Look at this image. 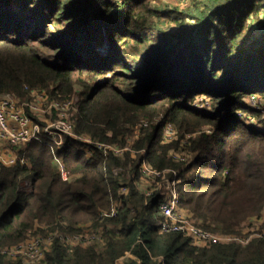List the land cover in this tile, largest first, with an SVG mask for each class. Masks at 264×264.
I'll use <instances>...</instances> for the list:
<instances>
[{
  "label": "trees",
  "instance_id": "1",
  "mask_svg": "<svg viewBox=\"0 0 264 264\" xmlns=\"http://www.w3.org/2000/svg\"><path fill=\"white\" fill-rule=\"evenodd\" d=\"M254 26L262 33L251 42ZM77 87L73 134L56 149L69 179L37 141L14 147L15 164L0 163V264H21L1 247L35 224L77 233L88 220L108 229L105 247L56 238L46 264H264L263 238L200 246L161 232L163 188L140 187L146 161L177 175L179 209L205 228L238 234L262 217L264 130L245 118L259 114L247 96L264 98V0H0V93L61 97ZM199 96L203 107L189 104ZM162 116L176 139L162 137ZM85 137L130 148L88 157Z\"/></svg>",
  "mask_w": 264,
  "mask_h": 264
},
{
  "label": "built area",
  "instance_id": "2",
  "mask_svg": "<svg viewBox=\"0 0 264 264\" xmlns=\"http://www.w3.org/2000/svg\"><path fill=\"white\" fill-rule=\"evenodd\" d=\"M76 103V97L53 98L43 89H33L31 97L26 101L15 94L0 93V163L9 165L19 159L17 151L12 148L13 144L38 140L47 143L52 148L56 161L61 165L63 179H69V171L56 155V147L62 143L65 134L73 133L74 123L71 115L77 108ZM249 103L253 109L259 112V116L250 115V121L258 124V128L264 130V98L253 93L249 98ZM144 124L147 125L148 121H144ZM163 134L167 138H173L176 135V129L171 123H167ZM88 141L90 140L88 139ZM97 145L105 154L111 150L115 154L122 155L130 148L129 146L121 147L102 142H98ZM87 153L93 155L95 150L87 149ZM175 156L180 158L179 155ZM140 169L145 175H154L155 178L165 174V172L152 169L146 161L142 162ZM123 171V167L115 169L116 173ZM176 183L177 175L172 179L168 178L163 187L164 197L161 200L160 209L164 214V219L157 223L161 232H181L191 237L193 242L200 246L225 243L245 245L255 238L264 239V227L260 229V226H246L243 232L238 234L214 232L200 226L193 219L179 212V193L176 189ZM125 191L126 188H122L121 194ZM121 205L122 203L118 200L112 214H115ZM108 215L110 214L103 210L100 213V218L104 219ZM44 227L48 228L49 224L44 225ZM107 230L104 227L94 229L90 226L89 229L77 233H67L60 230L47 233L40 232L30 240L26 239L12 246L1 247V252L8 259L17 260L21 264H46V255L56 238L70 245L98 244L100 248H104L107 243Z\"/></svg>",
  "mask_w": 264,
  "mask_h": 264
},
{
  "label": "rangeland",
  "instance_id": "3",
  "mask_svg": "<svg viewBox=\"0 0 264 264\" xmlns=\"http://www.w3.org/2000/svg\"><path fill=\"white\" fill-rule=\"evenodd\" d=\"M261 33H262V27L261 26H254L253 28H252V30H251V32H250V38H249V40L252 42V41H254V40H256L258 37H259V35H261ZM108 44H104V45H102L100 48L101 49H105V47L107 46ZM80 88L79 87H77V93L75 92V94L74 95H71V97H76L77 98V101L79 100V97H80V94H79V92H80ZM64 96V95H63ZM247 97H250V96H247ZM23 101H26V100H29V98H27V99H23V98H21ZM204 99L203 98H197V99H195V100H190L189 101V104H191V105H193V106H195V107H203L204 106V101H203ZM206 101H210V99H206ZM247 103L248 104H250L249 103V98L247 99ZM240 112H242V111H240ZM240 115H242V114H240ZM244 115H246L244 112H243V115L242 116H244ZM245 117V116H244ZM249 118V117H248ZM245 120L247 121V123L249 124V125H252V127H259V125L258 124H254V123H252L251 121H250V118L249 119H246L245 118ZM161 123H162V128H161V134H162V137L164 138L165 136H164V134H163V130H164V128H165V125L167 124V123H171L173 126H174V128L176 129V135L173 137V138H167V137H165L164 139L165 140H168V141H171V140H173V139H176L177 137H178V128L176 127V125L173 123V122H171V121H169V120H167L164 116H162V118H161ZM136 137H137V133H135L134 134ZM85 139L87 140V137H85ZM85 140V141H86ZM24 144H26V143H24ZM24 144H21V145H16V146H12V148L13 149H15L14 147H21L22 145H24ZM174 156L175 155H179L180 156V158L182 157L183 159H180V158H178V159H180V160H185V161H192L193 160V157H194V155L193 154H191V153H189V152H184V151H179V152H177V153H174L173 154ZM176 157V156H175ZM167 173H169V171H167L166 170V172H165V174L163 175V176H161V179H157V178H155V176L154 175H143V178H142V180H141V184H140V187L142 188V189H144V188H146V187H151V186H154V185H156V188H163L164 186H165V183H167V179H168V175H167ZM176 173H178L177 171H176ZM167 178V179H166ZM166 179V180H165ZM171 179V178H170ZM177 183H178V180H177ZM177 183H176V185H177ZM167 187V186H166ZM176 189H177V186H176ZM178 210H179V212H181V213H183L185 216H188V217H190L191 219H193L194 221H197L196 220V218H195V216L189 211V210H187V209H184V208H180L179 209V207H178ZM264 212V211H263ZM263 215H264V213H263ZM262 215V217L261 218H259V219H256L255 221H254V219L253 220H251V221H246V222H244L243 224H242V228L244 229V227H246V226H260V229L261 228H263L264 227V216ZM197 222H199V221H197ZM92 221H84V222H82L81 224H82V226H81V228L82 229H84V230H87V229H89L90 228V226L91 227H97V225H93L94 223H92ZM200 223V222H199ZM47 223H37V224H35V226H34V228L33 229H31L29 232H28V238H27V240H30V239H32L35 235H37V234H39L40 232H43V233H47V232H49V229H50V226L48 227V228H45L44 227V225H46Z\"/></svg>",
  "mask_w": 264,
  "mask_h": 264
},
{
  "label": "bare ground",
  "instance_id": "4",
  "mask_svg": "<svg viewBox=\"0 0 264 264\" xmlns=\"http://www.w3.org/2000/svg\"><path fill=\"white\" fill-rule=\"evenodd\" d=\"M106 44H108V43H106ZM109 45V44H108ZM107 45V46H108ZM253 94V93H252ZM63 97V95L61 96V97H53V98H58V99H60V98H62ZM200 98L202 97V96H199ZM249 98V97H248ZM247 102V101H246ZM76 110L72 113V119H73V115H74V113H76L77 111H78V101H77V103H76ZM73 123H74V121H73ZM74 131V130H73ZM136 133H137V135L139 134V131L137 130L136 131ZM73 133H70V134H65L64 135V138H63V141H64V139H65V137L67 136V135H72ZM88 139L89 138H87V140H86V142L88 143V145L87 146H84L83 147V150H84V152H85V154L88 156V157H90V156H92V155H89L88 153H87V149H99L98 148V145H97V143L98 142H96V144L94 145V147H92L90 144L92 143V141H91V139H89L90 141H88ZM31 141H37V142H40V143H43V144H46L47 146H49L47 143H44V142H41V141H38V140H30V141H27V142H23V143H20V144H13L12 146H16V145H21V144H24V143H28V142H31ZM63 141H62V143H63ZM62 143L60 144V145H57V147H56V149L58 148V147H60L61 145H62ZM50 147V146H49ZM50 149L52 150V148L50 147ZM100 150V149H99ZM53 151V150H52ZM101 151V150H100ZM56 155H57V153H56ZM61 160H62V158L59 156V155H57ZM54 159H55V161H56V158H55V155H54ZM18 161V160H17ZM16 161V162H17ZM15 162V163H16ZM57 162V161H56ZM62 162H63V160H62ZM15 163H13V164H15ZM58 163V162H57ZM9 165H11V164H9ZM58 165H59V168H60V172H61V177H62V171H61V165L58 163ZM65 165V164H64ZM175 177V176H174ZM63 178V177H62ZM65 180V179H64ZM27 184H29L28 182H27ZM163 199V198H162ZM161 199V200H162ZM160 203H161V201H160ZM159 207H160V205H159ZM164 219V218H163ZM162 220V219H161ZM196 223H197V221H195ZM197 224H199V222L197 223ZM200 226H202L201 224H199ZM202 227H204V226H202ZM205 228V227H204ZM206 229H208V228H206ZM210 230V229H209ZM212 231V230H211ZM172 232V231H171ZM191 238V237H190Z\"/></svg>",
  "mask_w": 264,
  "mask_h": 264
}]
</instances>
